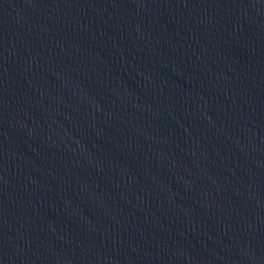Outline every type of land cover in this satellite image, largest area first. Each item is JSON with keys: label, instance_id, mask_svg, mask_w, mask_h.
I'll use <instances>...</instances> for the list:
<instances>
[{"label": "water", "instance_id": "obj_1", "mask_svg": "<svg viewBox=\"0 0 264 264\" xmlns=\"http://www.w3.org/2000/svg\"><path fill=\"white\" fill-rule=\"evenodd\" d=\"M264 64V0H0V264H113Z\"/></svg>", "mask_w": 264, "mask_h": 264}]
</instances>
